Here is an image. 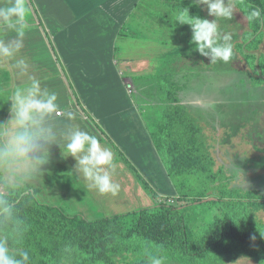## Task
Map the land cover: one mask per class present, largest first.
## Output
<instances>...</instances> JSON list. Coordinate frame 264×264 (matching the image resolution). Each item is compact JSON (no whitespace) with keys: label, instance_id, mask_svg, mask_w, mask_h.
<instances>
[{"label":"trees","instance_id":"16d2710c","mask_svg":"<svg viewBox=\"0 0 264 264\" xmlns=\"http://www.w3.org/2000/svg\"><path fill=\"white\" fill-rule=\"evenodd\" d=\"M235 2L246 15L253 9L261 12V17L250 22L251 33L245 42L250 50L252 41L264 32V0ZM149 77L148 88L157 93L159 117L150 121L146 114V118L176 189V203L161 201L151 207L86 218L38 198L40 187L29 183L21 191L8 192L0 178V197H7L15 209L11 220L0 218V239L7 240L13 253L28 251L29 264H149L151 256L162 257L163 264H223L241 255L264 264V232L258 231L263 223L257 217L264 209V197L254 189L232 188L224 168H216L203 127L182 102L184 83L171 72ZM144 182L157 199L160 195ZM206 198L212 199L203 201ZM201 207L209 213L218 208L220 214L196 228L189 209Z\"/></svg>","mask_w":264,"mask_h":264},{"label":"rangeland","instance_id":"374dc122","mask_svg":"<svg viewBox=\"0 0 264 264\" xmlns=\"http://www.w3.org/2000/svg\"><path fill=\"white\" fill-rule=\"evenodd\" d=\"M232 3L235 6L232 19L217 21L222 33L232 35L233 57L227 63H211L209 58L200 55L191 43V26L176 21L186 13L182 11L183 5L193 17L195 15L210 21L214 19L208 15L206 7L197 5L194 0H178L176 3L168 0H143V3H137L135 11L139 12L142 7L145 9L144 14L148 11V17L132 18L130 35L159 42V54L164 64L157 73L171 72L176 79L184 83L180 94L182 102L203 127L204 134L212 145L211 152L216 161V168H224L230 177V186L242 190L254 189L264 197V32L252 41V48L249 50L245 43L251 33L248 15L237 6L235 0H232ZM184 18L186 22H190L187 17ZM156 51V48L152 49L150 54L157 53ZM148 89V94L139 96L143 105L145 104L142 106L147 108L148 120L152 121L159 117L156 111L157 93L153 87L152 90ZM149 143L153 148L154 143ZM149 143L139 145L136 156H141V151H145L142 156L147 159ZM101 146L110 150L113 155L114 169L109 171L113 182L120 186L116 195L101 194L90 180L75 171V158L70 155L65 157L61 150L49 155V163L44 166L45 177L42 179L47 183V187L38 185V176L29 182L34 187H40L38 198L62 205L67 212L71 210L72 213H84L92 218L151 207L161 201H175L174 195L164 194L155 199L146 190L144 181L153 189L149 182L152 180L144 177L135 167L125 149H120L111 141ZM63 151L66 155L67 150ZM151 156V160H155V157ZM158 158L164 170L168 172L159 153ZM138 173L142 177L139 178ZM149 174L154 181L160 180L161 175L156 166ZM189 213L198 228L215 213L220 214V210L214 208L209 213L201 207L197 210L189 209ZM257 214L259 223H263L258 227V231L264 232V209ZM242 221L243 219L240 220ZM166 264L185 263L169 261ZM223 264L261 263L241 255Z\"/></svg>","mask_w":264,"mask_h":264},{"label":"crops","instance_id":"0c3cea01","mask_svg":"<svg viewBox=\"0 0 264 264\" xmlns=\"http://www.w3.org/2000/svg\"><path fill=\"white\" fill-rule=\"evenodd\" d=\"M12 2L0 0V7ZM139 2L143 0H26L24 48L16 58L23 57L29 64L28 75L57 94L63 113L56 115L62 130L74 127L95 136L100 144L115 143L126 150L144 177L152 180L149 182L156 193L176 195L156 148L149 143L153 141L148 112L139 96L147 94L149 76L164 64L159 42L130 35V20L148 17L142 7L135 11ZM15 35L0 23V39L8 42ZM155 48L157 53L150 54ZM12 63L0 60V121L4 122L10 117L8 96L28 82ZM66 112L72 113L71 119L65 117ZM142 143H149L145 145L147 159L142 156L145 151L136 156ZM61 146L63 149V141ZM48 147L50 155L61 151L58 145ZM154 166L161 175L158 181L149 174ZM38 177V185L47 187L42 179L45 176Z\"/></svg>","mask_w":264,"mask_h":264},{"label":"clouds","instance_id":"9594fccd","mask_svg":"<svg viewBox=\"0 0 264 264\" xmlns=\"http://www.w3.org/2000/svg\"><path fill=\"white\" fill-rule=\"evenodd\" d=\"M197 5L206 7L208 20L190 17L186 9V22L183 15L177 18L181 24L191 26V43L200 55L209 58L211 63L229 62L233 57L232 35L221 32L218 19L231 20L235 10L232 0H194ZM28 8L25 0H13L0 7V23L15 32V38L5 42L0 39V60L13 61L12 67L20 76H27L28 82L17 86L8 96L11 101L10 117L0 121V178L8 192H18L37 176H43L44 166L49 163V145H58L65 157L72 156L77 161L76 172L90 180L101 193L116 195L120 186L113 182L109 169H114L113 155L101 146L99 140L78 128H60L57 112L60 106L55 92L41 86V81L28 75V62L16 57L24 48ZM261 17L259 9L249 12L251 22ZM65 117L71 119L72 113ZM67 150V154L62 149ZM15 215L13 203L7 197H0V218L11 220ZM26 250L13 253L6 239H0V264H29ZM149 264H163L160 256H151Z\"/></svg>","mask_w":264,"mask_h":264},{"label":"built area","instance_id":"2783aa9c","mask_svg":"<svg viewBox=\"0 0 264 264\" xmlns=\"http://www.w3.org/2000/svg\"><path fill=\"white\" fill-rule=\"evenodd\" d=\"M130 86H131V85H130V84H128L129 90L131 91V88H130ZM62 113H63V111H62V110H60V111H58V112H57V114H62Z\"/></svg>","mask_w":264,"mask_h":264},{"label":"water","instance_id":"95a60500","mask_svg":"<svg viewBox=\"0 0 264 264\" xmlns=\"http://www.w3.org/2000/svg\"><path fill=\"white\" fill-rule=\"evenodd\" d=\"M209 199H212V198H206V199H204L203 201H205V200H209Z\"/></svg>","mask_w":264,"mask_h":264}]
</instances>
